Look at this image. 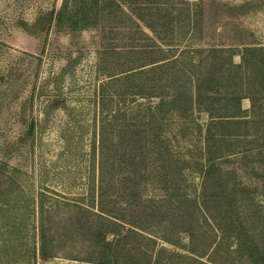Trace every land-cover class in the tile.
<instances>
[{
	"label": "rangeland",
	"instance_id": "1",
	"mask_svg": "<svg viewBox=\"0 0 264 264\" xmlns=\"http://www.w3.org/2000/svg\"><path fill=\"white\" fill-rule=\"evenodd\" d=\"M81 5L84 25L33 28ZM160 99L154 144L133 131ZM111 231L119 264H256L264 0H0V264H98Z\"/></svg>",
	"mask_w": 264,
	"mask_h": 264
},
{
	"label": "trees",
	"instance_id": "2",
	"mask_svg": "<svg viewBox=\"0 0 264 264\" xmlns=\"http://www.w3.org/2000/svg\"><path fill=\"white\" fill-rule=\"evenodd\" d=\"M86 1V0H82ZM94 3H97L98 0H93ZM84 6V4H83ZM77 6L74 8L73 11H67L65 7H62L60 9L51 8L48 11L43 12L35 21L33 24V28L36 29V31H43L48 30L52 27V25L55 23H61L65 20L71 25V26H79L84 25L85 21L89 19L91 15H89L88 10H86L85 7ZM96 13H92L94 16ZM255 49L253 46H245V50H253ZM142 102H139L140 104ZM59 103H55L54 105H51L52 107H57ZM163 105V100L160 99V101H157V103L154 105L152 101H150L148 105L147 112H144L143 115L140 118V121H138V129L134 130L133 132H137L139 135H141V138H145V140L150 141L151 143L157 144V142H161L160 136L162 135V128L163 124L161 123L160 116L158 115L156 108L159 109ZM159 107V108H158ZM153 128L157 129L155 133L153 132ZM32 130V127H31ZM131 140V139H130ZM136 141V139H135ZM131 144V150L135 148L134 146V139L130 141ZM133 152V151H132ZM133 156V155H132ZM134 156L136 157V153H134ZM37 205H38V213H39V219L37 221L36 226V248L38 256L41 260H47L48 258H51L54 256L53 252L55 249L54 245V233L52 229V216L51 215H45L44 212V203H45V197L46 192L44 190L38 191L37 193ZM110 220V219H109ZM113 223H116L115 221H112ZM116 228V229H114ZM111 230H117V227H113ZM111 231L113 236L108 237L105 232L94 233V241L97 246V253H96V260L98 264H119L118 263V255L113 251L114 248V236H116V232ZM6 246V244L4 245ZM248 255L251 258V260L256 264H264V249L259 250L256 243H248L247 245Z\"/></svg>",
	"mask_w": 264,
	"mask_h": 264
}]
</instances>
